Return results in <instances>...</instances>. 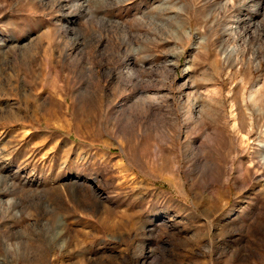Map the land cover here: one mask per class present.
I'll use <instances>...</instances> for the list:
<instances>
[{
    "label": "rangeland",
    "instance_id": "1",
    "mask_svg": "<svg viewBox=\"0 0 264 264\" xmlns=\"http://www.w3.org/2000/svg\"><path fill=\"white\" fill-rule=\"evenodd\" d=\"M262 143L264 0H0V264H264Z\"/></svg>",
    "mask_w": 264,
    "mask_h": 264
},
{
    "label": "bare ground",
    "instance_id": "2",
    "mask_svg": "<svg viewBox=\"0 0 264 264\" xmlns=\"http://www.w3.org/2000/svg\"><path fill=\"white\" fill-rule=\"evenodd\" d=\"M234 28H235V26H234ZM185 34L188 36L189 33L187 31H185ZM255 92H256L255 90L251 91L246 100H248L249 102H254L255 101V94H256ZM260 150L262 151L261 159L264 160V143L260 144Z\"/></svg>",
    "mask_w": 264,
    "mask_h": 264
}]
</instances>
